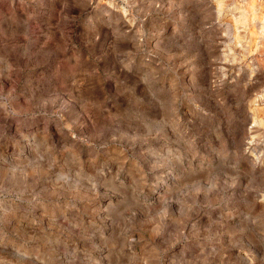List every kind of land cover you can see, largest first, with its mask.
<instances>
[{
  "label": "rangeland",
  "instance_id": "1",
  "mask_svg": "<svg viewBox=\"0 0 264 264\" xmlns=\"http://www.w3.org/2000/svg\"><path fill=\"white\" fill-rule=\"evenodd\" d=\"M0 264H264V0H0Z\"/></svg>",
  "mask_w": 264,
  "mask_h": 264
},
{
  "label": "bare ground",
  "instance_id": "2",
  "mask_svg": "<svg viewBox=\"0 0 264 264\" xmlns=\"http://www.w3.org/2000/svg\"><path fill=\"white\" fill-rule=\"evenodd\" d=\"M260 17H262V16H260ZM260 19V18H259ZM254 41V40H253ZM254 45V44H253Z\"/></svg>",
  "mask_w": 264,
  "mask_h": 264
}]
</instances>
